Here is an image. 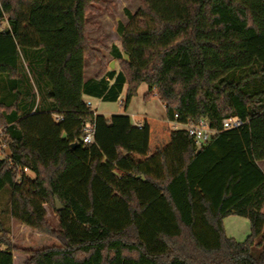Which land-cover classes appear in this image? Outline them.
Instances as JSON below:
<instances>
[{"label": "trees", "instance_id": "obj_1", "mask_svg": "<svg viewBox=\"0 0 264 264\" xmlns=\"http://www.w3.org/2000/svg\"><path fill=\"white\" fill-rule=\"evenodd\" d=\"M100 3L0 0V75L11 84L0 97L9 153L0 193L11 190L13 219L59 243L20 249L0 222V264H264V0H143L117 27L119 71L104 67L89 37ZM98 58L101 71L86 81V61ZM23 59L37 75L39 108L25 103ZM142 84L167 124L144 116L138 128L84 101L119 102L127 86V107ZM228 118L246 124L223 131ZM200 120L220 131L201 149L170 125ZM230 216L250 221L244 242L226 235Z\"/></svg>", "mask_w": 264, "mask_h": 264}, {"label": "rangeland", "instance_id": "obj_2", "mask_svg": "<svg viewBox=\"0 0 264 264\" xmlns=\"http://www.w3.org/2000/svg\"><path fill=\"white\" fill-rule=\"evenodd\" d=\"M101 1L103 3L95 4L94 11L88 14L87 21L94 26V30L89 33V37L100 41L102 47L97 48V50L100 51L103 57L102 59H104V67L108 71H119L120 63L110 52L113 46H118L121 49L122 40L117 33V27L119 23H123L125 26L130 24L128 13L132 15L136 14L140 10L143 0ZM3 28H8L7 22L3 23ZM124 58L128 59L126 55H124ZM102 59L98 58L95 63L86 61L85 74L87 80L95 78L99 74L102 69ZM22 61L24 64V73L29 79L26 93L29 94L30 98L27 99L25 103L30 104L32 100L35 99L36 105L39 108L42 106L43 100L38 89L39 82L37 81V75L29 72L30 63L28 60L23 59ZM10 88L11 84L9 79L6 76L0 75V97L7 95ZM126 91L127 86L119 102H103L101 99L89 96H84V101L90 104V108L93 112H97L109 118L113 115L128 114L133 123H139L142 122L144 116H152L163 121L164 124H167L166 110L160 100L157 97H154L150 101L145 100V95L148 93V86L146 84L140 86L137 95L127 107L124 106ZM2 149L5 150V153H1ZM8 154V150L0 133V159ZM261 165L264 167V162H262ZM27 173L32 178L35 177L33 173ZM10 196L11 190L9 188L4 189L0 193V222L3 225V229L8 231V237L13 245L25 250H38L44 247L59 245L56 240L38 234L29 227L13 219L11 215ZM44 208L46 210V219L51 223L54 229H58L60 224L57 214L49 205H45ZM224 227L226 235L230 238H234L237 242H244L251 234L250 221L245 218L230 216L225 219ZM0 236H2L1 228ZM19 256L23 257L24 255L19 254Z\"/></svg>", "mask_w": 264, "mask_h": 264}, {"label": "built area", "instance_id": "obj_3", "mask_svg": "<svg viewBox=\"0 0 264 264\" xmlns=\"http://www.w3.org/2000/svg\"><path fill=\"white\" fill-rule=\"evenodd\" d=\"M90 107V104H87ZM177 118V116H176ZM246 124L245 121L239 118H228L223 120V131H232L240 129ZM171 127L174 130H185L187 134L194 140L197 148L209 144L213 137H215L220 131L212 129L206 120H200L196 123L182 124L177 121L170 122ZM138 128H141V124H135ZM95 128L92 125H87L84 129L83 142L85 144H91L94 142Z\"/></svg>", "mask_w": 264, "mask_h": 264}, {"label": "water", "instance_id": "obj_4", "mask_svg": "<svg viewBox=\"0 0 264 264\" xmlns=\"http://www.w3.org/2000/svg\"><path fill=\"white\" fill-rule=\"evenodd\" d=\"M112 67H113V65H112ZM209 125H210V123H209ZM61 210H63V206L60 204V202L57 200L56 201V211L57 212H59V211H61Z\"/></svg>", "mask_w": 264, "mask_h": 264}, {"label": "crops", "instance_id": "obj_5", "mask_svg": "<svg viewBox=\"0 0 264 264\" xmlns=\"http://www.w3.org/2000/svg\"><path fill=\"white\" fill-rule=\"evenodd\" d=\"M117 47H118V46H117ZM119 49H120V47H119ZM85 80L88 81L87 78H86V74H85ZM96 114H98V113L96 112ZM127 115H128V114H127ZM105 117H106V116H105ZM107 118H109V117H107ZM133 124L135 125V124H137V123H133ZM262 162H264V161L258 162V165H259V167L262 169V171L264 172V167H262V165H261Z\"/></svg>", "mask_w": 264, "mask_h": 264}]
</instances>
